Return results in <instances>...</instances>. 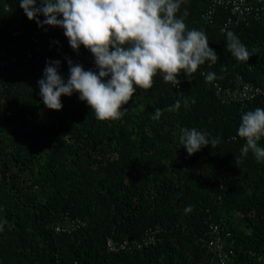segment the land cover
Returning a JSON list of instances; mask_svg holds the SVG:
<instances>
[{"label": "trees", "instance_id": "obj_1", "mask_svg": "<svg viewBox=\"0 0 264 264\" xmlns=\"http://www.w3.org/2000/svg\"><path fill=\"white\" fill-rule=\"evenodd\" d=\"M210 1L182 0L177 15L187 9L186 28L205 33L217 62L179 73L177 87L157 72L149 89H137L122 106L121 118L99 121L76 93L60 97L59 111L40 103L36 81L46 61L59 60L67 78V65L45 46L49 38L66 39L63 30L38 28L18 0H0V52L16 59L0 70V264H206L196 237L211 223L231 231L233 264H264V161L251 152L240 158L244 141L236 135L241 114L264 108V95L224 104L216 92L237 78L264 88V10L225 26L222 8L204 18ZM228 30L248 49L247 61L225 49ZM34 36L42 68L28 57ZM209 71L219 78L206 83L201 73ZM176 100L177 111H164ZM156 108L161 116L152 120ZM182 127L218 143L189 156L179 141ZM66 214L82 225L56 232ZM156 227L153 245L106 248L108 239H141Z\"/></svg>", "mask_w": 264, "mask_h": 264}, {"label": "clouds", "instance_id": "obj_2", "mask_svg": "<svg viewBox=\"0 0 264 264\" xmlns=\"http://www.w3.org/2000/svg\"><path fill=\"white\" fill-rule=\"evenodd\" d=\"M29 21L38 28L63 30L69 48L76 52L81 46L93 58L95 71L85 70L79 63L66 58L67 78L60 72V61H46L36 81L40 103L59 111L60 97L77 94L99 121L118 120L137 89H149L157 72L162 80L178 86V74L195 72L205 61L217 62V54L208 46L205 33L187 29L184 16L177 15L182 0H18ZM43 17V19H40ZM225 49L238 61H247L250 53L231 31L225 33ZM204 81L218 79L216 73H201ZM189 101L184 100L185 107ZM191 103H195L192 100ZM181 107L176 100L164 111L175 112ZM154 109L151 119L161 116ZM179 141L191 156L204 146H215L218 137L195 127H182ZM236 135L243 139L240 158L252 153L264 161V108L256 107L240 116ZM239 159V158H237ZM191 211V205L184 212Z\"/></svg>", "mask_w": 264, "mask_h": 264}, {"label": "built area", "instance_id": "obj_3", "mask_svg": "<svg viewBox=\"0 0 264 264\" xmlns=\"http://www.w3.org/2000/svg\"><path fill=\"white\" fill-rule=\"evenodd\" d=\"M218 8H222L228 12L229 16L226 25L237 26L246 23L249 19L259 18L264 10V0H211L210 6L204 16L210 20L215 15ZM17 34V33H16ZM33 50L28 57L38 64L40 68L44 64L41 59L42 47L39 38L32 37ZM48 51L57 52L60 59L66 64V58L71 59L73 63H79L85 70L95 71L93 58L89 52H85L80 47L73 52L66 39L56 40L54 38L47 39L45 43ZM16 63L15 57L9 56L5 52H0V70H4ZM67 65V64H66ZM220 100L224 104L238 102L246 103L254 100L260 95H264V88L250 83H245L241 78H237L233 87L223 88L217 86L216 90ZM82 225L78 219L71 218L68 214L63 215L60 220L53 225L56 232L71 233ZM161 233V229H147L141 239H129L114 241L108 239L106 248L110 253H118L121 251L140 250L145 246L153 245L157 241V236ZM231 231L221 228L216 223H211L208 228L196 237V243L205 251L206 264H233V244Z\"/></svg>", "mask_w": 264, "mask_h": 264}]
</instances>
